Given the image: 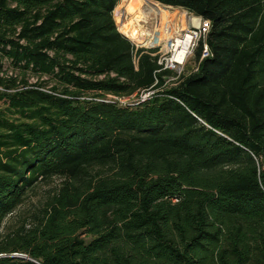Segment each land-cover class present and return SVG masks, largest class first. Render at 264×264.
<instances>
[{"label": "trees", "instance_id": "obj_1", "mask_svg": "<svg viewBox=\"0 0 264 264\" xmlns=\"http://www.w3.org/2000/svg\"><path fill=\"white\" fill-rule=\"evenodd\" d=\"M150 1L210 21L170 85L119 0H0V264H264V0Z\"/></svg>", "mask_w": 264, "mask_h": 264}, {"label": "rangeland", "instance_id": "obj_2", "mask_svg": "<svg viewBox=\"0 0 264 264\" xmlns=\"http://www.w3.org/2000/svg\"><path fill=\"white\" fill-rule=\"evenodd\" d=\"M190 19L188 14L177 8L162 6L156 2H151L149 0H119L115 11H114V20L115 23L119 26H129L136 30L138 36L142 40L150 39L152 36H158L163 39L171 37L174 35V32L179 28L185 26L186 22ZM136 26V27H134ZM147 45V42H146ZM196 64L193 59H189L188 62L181 67L178 71L182 73H192L195 70ZM10 72H13V69H9ZM29 83L36 82L35 77L28 78ZM172 83L171 79L165 80V85H170ZM48 89L49 87L46 86ZM152 95V94H151ZM108 99L113 101L117 100L111 96H108ZM139 100L138 96L132 97L128 103L133 104ZM125 100L121 99L120 103H124ZM126 104V103H125ZM0 109H5L4 103L0 102ZM54 183H57L55 181ZM50 186H43L37 189L36 195H32L29 200L26 202L22 211L30 208L34 202L38 199H41L45 196Z\"/></svg>", "mask_w": 264, "mask_h": 264}, {"label": "built area", "instance_id": "obj_3", "mask_svg": "<svg viewBox=\"0 0 264 264\" xmlns=\"http://www.w3.org/2000/svg\"><path fill=\"white\" fill-rule=\"evenodd\" d=\"M188 16H190V19L186 22L185 26L175 31L174 35L165 39L158 36H152L151 40L147 39L150 40L151 42L149 43V45H146L147 40H142L141 42L139 41L134 42L131 41L126 36L136 48L156 49V52L153 55L157 57V63L161 67V70H171L174 73H176L175 77L168 78L171 79L172 81L177 79L181 75V72L178 70L181 67H183L188 62L189 59L192 58L194 61V57L200 43H203V49L201 52L200 60H202L209 54L208 47L205 42H206L207 34L210 30V21L203 20L202 18L195 17L191 14H188ZM116 26L118 31L121 32L120 26L117 24ZM0 63H3V60H0ZM196 69H197V64L195 70ZM0 76H3L2 72H0ZM153 93L154 91L141 93L139 95L140 100L143 101L147 99ZM111 97L115 98L117 102L111 99L110 100L112 102H116L119 105H121L120 103H118L121 101V99L125 100V102L122 103L123 105L121 106H126V105H131L128 102L134 96L132 97L111 96ZM12 255L17 257H24L23 255H19L16 253Z\"/></svg>", "mask_w": 264, "mask_h": 264}, {"label": "bare ground", "instance_id": "obj_4", "mask_svg": "<svg viewBox=\"0 0 264 264\" xmlns=\"http://www.w3.org/2000/svg\"><path fill=\"white\" fill-rule=\"evenodd\" d=\"M134 27H136V26H134ZM132 29H134L133 26L132 27L124 26V25L120 26V31L125 36H127L131 41H134V42L139 41V42H141L142 39L138 36L137 31L136 30H132ZM149 43H151L150 40H147V45H149Z\"/></svg>", "mask_w": 264, "mask_h": 264}]
</instances>
